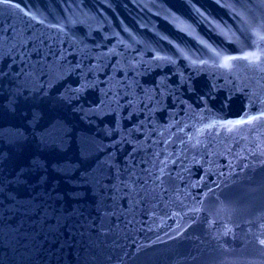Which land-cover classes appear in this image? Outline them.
<instances>
[{"label": "water", "instance_id": "1", "mask_svg": "<svg viewBox=\"0 0 264 264\" xmlns=\"http://www.w3.org/2000/svg\"><path fill=\"white\" fill-rule=\"evenodd\" d=\"M0 264H264V0L0 2Z\"/></svg>", "mask_w": 264, "mask_h": 264}, {"label": "snow or ice", "instance_id": "2", "mask_svg": "<svg viewBox=\"0 0 264 264\" xmlns=\"http://www.w3.org/2000/svg\"><path fill=\"white\" fill-rule=\"evenodd\" d=\"M0 2H3V0H0Z\"/></svg>", "mask_w": 264, "mask_h": 264}]
</instances>
